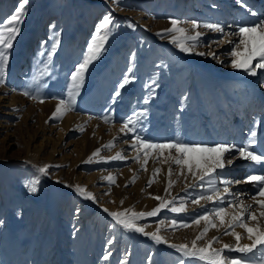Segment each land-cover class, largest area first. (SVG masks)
<instances>
[{"label": "rangeland", "instance_id": "rangeland-1", "mask_svg": "<svg viewBox=\"0 0 264 264\" xmlns=\"http://www.w3.org/2000/svg\"><path fill=\"white\" fill-rule=\"evenodd\" d=\"M18 3L0 0V23L13 14ZM246 4L253 8L257 0H246ZM105 15H111L113 25L104 50L88 66L80 87H71V72L83 60ZM249 15L248 8L237 0H28L20 33L9 50L4 83L0 84V264H180L181 260L203 264L183 257L168 244H157L142 233L123 229L103 209L146 212L158 206L157 196L175 200L177 206L183 200L185 212L173 213L166 208L136 223L147 232L159 228V235L169 244L190 246L204 226L203 221L200 225L191 222L204 209L223 206L232 212L229 201L253 203L255 189L243 182L246 174H260L252 173V162L237 159L227 170L229 178L241 181L236 188L248 191L245 196L237 197L232 184L224 202L201 201V208L191 201L208 193L198 183L185 190L194 178L186 171L179 174L180 167L167 160L168 150L158 158L155 150H150L145 164L142 151L139 160L135 159L133 133L120 131L125 120L146 110L137 120L136 134L150 142L204 143L209 127L214 143L238 146L246 144L255 131L252 147L257 150L264 104L246 116L243 104L252 99L250 92L245 84L227 76L234 70L229 53L239 44L233 33L237 25L252 23ZM173 19L189 34L203 33L198 42L186 41L196 44L192 52H181L171 43L173 34L162 33L172 26ZM193 20L200 25L220 23L224 32L192 29ZM83 30L88 32L82 34ZM41 35L44 39L39 42ZM57 39L59 44L53 49ZM201 52L205 55L198 54ZM125 76L130 82L119 88ZM251 81L264 93V73ZM24 91L31 96L23 95ZM12 95L15 100L6 109L7 97ZM60 99L71 100L72 110L50 119ZM256 113L263 119L262 125L246 132L242 143L231 141L237 126L240 132L246 131L243 117L251 123ZM227 121L230 124L224 128ZM224 130L226 140L220 141ZM110 141V147H103ZM96 149H100L99 154L92 156ZM171 151L176 155L174 149ZM117 153L125 158L107 159ZM45 165L49 167L41 173L39 168ZM157 168L160 171L154 175ZM239 168L243 170L237 172ZM91 176L94 179L87 181ZM108 176L114 182L104 179ZM169 178L175 183L166 192ZM33 180L38 181L34 193L27 187ZM77 185L91 192L95 200L79 195ZM220 188L222 191L223 186ZM251 210L258 212L256 207ZM173 219L190 226L173 228ZM235 231L243 233L240 227ZM213 236H219L220 241L212 245L215 248L235 243L222 229L210 228L198 246ZM241 243L250 241L245 236ZM262 252L264 249L257 251L253 259L259 260Z\"/></svg>", "mask_w": 264, "mask_h": 264}, {"label": "snow or ice", "instance_id": "snow-or-ice-1", "mask_svg": "<svg viewBox=\"0 0 264 264\" xmlns=\"http://www.w3.org/2000/svg\"><path fill=\"white\" fill-rule=\"evenodd\" d=\"M115 2V0H113ZM243 7L248 8L251 15L255 16L256 13L251 10L246 4V0H237ZM28 0H19L18 6L15 7L13 14L8 16L0 23V84L4 83L5 68L9 62V50L13 47V41L20 33V27L24 16ZM177 20H171V27L163 29L162 33H172L171 43L180 49L181 52H192L196 44L186 43V41L198 42L199 37L203 35L202 32L196 31L194 34H189L188 30L182 27H178ZM111 25H113V18L111 15H105L96 27V31L93 33L91 40L88 43L86 53L83 60L75 66V69L71 72V87H80L84 73L88 66L102 54L104 46L109 39L111 32ZM192 29L198 27H204L217 33H223L224 28L220 23H206L203 25L198 24L197 21L191 22ZM236 32L233 35L239 37V44L232 48L229 55L233 57L231 61V67L234 69H241L250 75L255 76L258 68L264 69V21L253 22L251 24H243L236 26ZM158 33V35L162 34ZM57 37L59 34H56ZM232 43V41H226ZM59 44L57 39L56 44H53V49ZM242 46V48H241ZM203 56L205 53H198ZM49 56L52 52L48 53ZM209 55H213L209 53ZM215 58V57H214ZM258 61L253 64V61ZM131 71V69H129ZM130 82L129 78H125L120 82L119 88H124ZM23 95L31 96L28 91H24ZM116 95H119L117 91ZM35 98V97H32ZM41 102H43L41 100ZM147 102V101H145ZM72 110L71 100L60 99L55 106V110L52 113V117L59 118L64 113ZM146 115V110H141L130 116L124 121L120 131L133 133V147L137 148V156L135 159L139 160V153L142 151L145 156V164L147 163V157L150 154V150H155L157 158L164 154L165 150H168L167 160L171 161L175 165L180 167V175H183L185 171L190 173L194 178L192 184L185 186V190L188 188H194L199 186L208 194L197 195L192 199V204L201 208L204 206L201 201H213L217 204L224 202L228 195L231 194L230 185L234 183H240L241 181L234 178H229L230 173L228 169L234 164L237 159H243L252 162V164L259 165V168L253 167L252 173L259 172L261 174H246L243 182L251 183L255 189L254 194L251 196L253 203L245 204L243 201L237 203V200L228 202V208H232L233 211L229 212L223 206H216L211 211L204 209L202 215L196 216L192 220V224L200 225L203 221L202 230L191 241V244L187 243H170L163 236L159 235V228L154 232H147L143 226L136 223L142 217L156 216L162 209H169L173 213H182L186 211L185 203L183 200L177 206L175 200H165L161 197H154L159 200L160 203L157 207L151 211L135 212L132 209H124L123 211H111L104 208L103 211L108 213L115 223L121 226L125 230H132L137 233H142L144 236L150 237L157 244H168L170 248L177 250L183 257L193 258L195 260L203 262V264H264V252L261 253L259 260L253 259L255 253L264 249V149L259 153L253 149L252 145L256 143V132L250 133L249 140L246 144L238 146L235 143L229 144L227 142L213 143L211 145L203 142H183L181 140H170L163 143H153L149 140L142 138L136 134V124L140 117ZM108 118L105 117V122ZM82 130V129H81ZM111 141L103 147H110ZM175 150L176 155H172L171 150ZM100 149H96L92 153V156H97ZM120 153L115 156L108 157L107 159H124ZM91 160V157L89 158ZM48 165L39 168L41 173H45ZM143 168L144 165L142 164ZM160 169H154V175L158 173ZM172 170L169 168V177H171ZM104 179L114 182L111 176ZM153 181L149 180V185ZM36 183L38 181L33 180L28 183L27 187L30 192H36ZM171 178L168 180V187L165 188L167 192L169 187L174 184ZM223 186L221 191L220 186ZM75 191L84 196L87 199L95 200V197L91 192H88L84 187L77 185ZM123 203V201H121ZM253 207L258 208V212H253ZM218 221V223H217ZM251 222V223H249ZM183 227L187 228L190 225L182 221L178 222L173 219L171 221V227ZM236 227L243 229V233L235 231ZM210 228L222 229L223 235H231L235 243H225L220 248H215L212 245L219 243V236H213L203 246H198V241L204 239ZM246 236L250 243H241V240ZM112 243L111 240L108 241ZM237 253L239 255H225V253ZM252 254V257L249 256ZM103 259L107 260L108 256L105 255ZM121 264H125V261H121ZM180 264H185L184 260L180 261Z\"/></svg>", "mask_w": 264, "mask_h": 264}, {"label": "bare ground", "instance_id": "bare-ground-1", "mask_svg": "<svg viewBox=\"0 0 264 264\" xmlns=\"http://www.w3.org/2000/svg\"><path fill=\"white\" fill-rule=\"evenodd\" d=\"M230 5L231 4L227 5V8H226L227 12L229 11L228 8L230 7ZM250 8H251V10L253 12L256 13V15L253 16L250 13V15H249L250 17L248 19L249 22L253 23V22L264 21V0H257V6H255L253 8L250 7ZM51 23H54V21H52ZM82 32H83L82 34H86V32H88V31L85 32L83 30ZM44 35H45V33H44ZM43 39H44V37H42V35H41L39 42L42 41ZM256 72H257V74L255 76H253V75H250L249 73H244L243 70H241V69H234L233 73L227 75L230 80L237 81L238 83H241V84H245L246 88L250 92V95H251L252 99L244 101V104H243L244 107L246 106L245 107L246 110H247L246 113H245L246 116H247L248 112H250L251 110H260L262 107H258V104L259 105L260 104H264V93H261L259 91L260 88L258 87V84L255 81H253V82L251 81L253 79H256V77L262 76V74L264 73V69L258 68L256 70ZM7 99H8L9 102H8L7 105L5 104V108L6 109H10L11 108V104L15 100V98L12 95V96H8ZM255 102H256V104H255ZM259 117L260 116L257 115V113H256L255 116L253 117L254 120L251 123H249V120L245 121V118L243 117V119H244L243 123L245 125L246 131L245 132H240V130L238 129L240 126H237L233 130V132L231 133V141L236 140L237 142L242 143V141L244 139V135L246 134V132H249V130H251V128H254V127L255 128H259V126L262 125L261 122H262L263 119L259 118ZM234 120L236 121V117L234 118ZM226 123H227V126L225 125L224 128H227L229 126V124H230V122L228 123V121ZM260 127L263 128V131H262L260 137L257 138L258 139L257 140V143H258L257 145L258 146H257V150H256L257 153H259L262 149H264V124H263V126H260ZM208 128L205 129V136L203 138V141H204V143H207V144H213L215 142V140H216L214 138V132L211 130V128L210 129H208ZM194 135H195V133H194ZM194 135H193V137H194ZM219 137H220L219 138L220 141L221 140L225 141L226 137H227L226 131L225 130L223 132L221 131L220 134H219ZM47 140H48V137L45 136L44 137V141L46 142ZM229 144H231V142ZM253 167L259 168L260 166L259 165H255V166L253 165L252 168ZM241 170H243V168H239L236 171L238 172V171H241ZM94 177L95 176L87 177V181L93 180ZM239 185H240V183H234L231 186V188L234 189L233 191H235L237 197L240 198V197L245 196L248 193V191L243 190L244 187L243 188H241V187L240 188H236Z\"/></svg>", "mask_w": 264, "mask_h": 264}]
</instances>
